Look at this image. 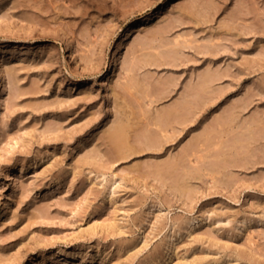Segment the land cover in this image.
Masks as SVG:
<instances>
[{
    "label": "rangeland",
    "instance_id": "1",
    "mask_svg": "<svg viewBox=\"0 0 264 264\" xmlns=\"http://www.w3.org/2000/svg\"><path fill=\"white\" fill-rule=\"evenodd\" d=\"M160 1L0 0V264H264V0Z\"/></svg>",
    "mask_w": 264,
    "mask_h": 264
},
{
    "label": "bare ground",
    "instance_id": "2",
    "mask_svg": "<svg viewBox=\"0 0 264 264\" xmlns=\"http://www.w3.org/2000/svg\"><path fill=\"white\" fill-rule=\"evenodd\" d=\"M165 1L166 0H161L160 4H163ZM152 14L153 13L148 14V15H152ZM130 31H131V28H129L126 31L125 35L128 36V34H130ZM180 36L181 35H179V34L176 35L174 37V42L177 43L179 41ZM185 41H187V40H185ZM138 43H137V45H140V48H138V47L137 48L143 49L145 42H142V40H140V42L138 41ZM120 46H123V48L126 47V45L123 42L120 43ZM137 48H135V50H136L135 52H137ZM134 53H133L132 59H130V61L127 62L126 64L124 63L125 65L123 66V73H124L125 81H119L117 83L118 87H120V89L124 93L126 91L129 92V90L135 85V82L131 78L130 72H132L134 70L135 66L140 62V60L145 59L147 61V63H149L150 62L149 59H152L151 61L154 60V62L157 59L156 57L153 59V56H155L154 54L152 55L150 53H148V54L143 53V55L141 54L143 57L142 58L141 56H137V54L135 55ZM120 57H122V59L125 60V54H121ZM146 58H148V59H146ZM0 61H1V58H0ZM150 63H153V62H150ZM5 70L8 72L7 68ZM216 79H217V76L210 71H205V72L201 73L198 81L196 82V86H194L192 88L191 92L186 93L182 97L181 103H183V104L181 106L180 105L175 106L173 112L175 114H182L187 110V108H190V107H193L194 105H196L198 103L199 98L201 97V94H202L201 90H203V92H204L206 90V87L209 86L210 83ZM99 84H100V86H108L109 82H107L106 78H105ZM146 94L147 93H144V95H146ZM137 99H139V97H137ZM123 103L126 106L128 105V107L129 106L132 107V104L129 103L128 99H124ZM199 110H200V108H199ZM184 121H186L185 118L182 120V122H184ZM155 125L158 127V129L160 131L165 132L164 136L168 135L167 134L168 132H169V135H171V136L174 135V133H175L174 130L170 131V130L166 129L165 127L161 126L158 119H157V122L155 123ZM209 134H210V132H209ZM147 135H149V134H147ZM147 135L146 136L143 135V136L147 140L149 139L152 142L155 141V140H152L154 138L153 134H152V136L150 135L151 137H148ZM111 137L116 140V144L114 146L115 150L118 153H120L121 156H125L126 153L128 152V150L131 149V146L129 145V141L127 140V134L125 132V127L123 126V124L115 125V129H114L113 133L111 134ZM150 141H149V144H150ZM191 143H192V146L188 150L189 163L185 164V165L175 164V166H174V169L178 170V168L180 167V170H181V171H179L180 173L178 172L179 177H177V175L175 174L176 175L175 180H176V177H177V180L173 184L174 188H180L183 190H185L187 188V185H186V178H187V172L186 171L187 170L194 169L196 172H198L199 170L203 169V170H207V172L210 175L211 174L213 175L215 173V169L212 166H209L206 164L207 159L211 156L213 157V159H211L212 157L210 158L212 161L220 160V159L225 161L226 163H232L234 161L232 159V157L228 158V156L226 154L222 153L223 150L227 148L225 145L221 146V145L214 144V147L217 146V148H221V147H223V148L219 149V150H221L220 153H218V151L215 153V151H214L213 155H210V151H209V147H208L209 144L205 138L204 139L197 138L193 142L191 140H189L188 144H191ZM211 177H213V176H211ZM70 256H71L70 253H66L64 255L54 256L53 259H61V261H63L62 263H65L66 262L65 260Z\"/></svg>",
    "mask_w": 264,
    "mask_h": 264
}]
</instances>
